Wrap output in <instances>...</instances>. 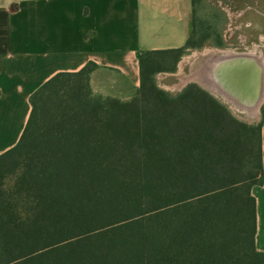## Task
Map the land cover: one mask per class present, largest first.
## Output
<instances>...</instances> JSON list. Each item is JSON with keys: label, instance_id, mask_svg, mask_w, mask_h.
Listing matches in <instances>:
<instances>
[{"label": "trees", "instance_id": "obj_1", "mask_svg": "<svg viewBox=\"0 0 264 264\" xmlns=\"http://www.w3.org/2000/svg\"><path fill=\"white\" fill-rule=\"evenodd\" d=\"M192 1L185 47L141 54L132 97L95 93L94 62L32 95L0 155V264H264L262 121L238 120L196 83L173 94L156 81L167 57L227 45L226 12Z\"/></svg>", "mask_w": 264, "mask_h": 264}, {"label": "crops", "instance_id": "obj_2", "mask_svg": "<svg viewBox=\"0 0 264 264\" xmlns=\"http://www.w3.org/2000/svg\"><path fill=\"white\" fill-rule=\"evenodd\" d=\"M192 16V0H0V155L17 145L32 95L56 74L94 62L93 91L128 99L141 85L140 55L185 47ZM262 151L264 169V115ZM252 193L264 253V180Z\"/></svg>", "mask_w": 264, "mask_h": 264}, {"label": "rangeland", "instance_id": "obj_3", "mask_svg": "<svg viewBox=\"0 0 264 264\" xmlns=\"http://www.w3.org/2000/svg\"><path fill=\"white\" fill-rule=\"evenodd\" d=\"M212 1L220 5L218 3L219 0ZM222 1H228L232 8L230 10L231 20L228 18V23L233 25L232 29L234 32L228 37L226 47L221 48L206 45L200 49H193L187 51L177 63L174 62L173 56L167 57L165 66L168 67V70L158 72L156 74V81L161 89L173 94L180 92L190 83H196L225 104L238 120L248 124L259 123L262 121L264 115V102L261 105L260 112L256 114L257 116L255 114L250 116L246 112L236 110L235 104L228 100L227 97L215 93L210 88L208 89L201 82L197 80L188 81V76L192 75L198 69H201L200 67L203 61L206 60L207 57L210 58L212 55L218 53V49L232 50L238 48V50H240L238 52L241 53H254L256 50L258 52H264V19L262 21H257V19L255 20V18L252 17V14L257 13V11L264 12V0ZM244 8H249L250 10L246 14L239 16V12Z\"/></svg>", "mask_w": 264, "mask_h": 264}, {"label": "bare ground", "instance_id": "obj_4", "mask_svg": "<svg viewBox=\"0 0 264 264\" xmlns=\"http://www.w3.org/2000/svg\"><path fill=\"white\" fill-rule=\"evenodd\" d=\"M218 53L212 55V57L210 58L207 57V59L204 60L201 64V69H198L192 75L188 76V81L197 80L208 89H212L215 93L227 97L228 100L235 104L234 106L236 110L246 112L250 116L253 114H258L260 112L261 105L264 102V52H258L256 50L254 53H241L238 51L235 52L233 50L218 49ZM238 61L243 65L245 64V66H248V64H254L256 66H259L258 68H260L259 71L261 72V76L258 89V98L257 100H253L254 102H251V104L250 101L245 102L244 100H240L242 102H239L233 97L227 95L224 91V89L228 91L231 89V87L228 85L229 78L231 77L230 68H236L235 64H237ZM231 64H233L234 66L231 67ZM237 70L239 73L243 74V76L246 75V69L243 70L241 68H238ZM255 71L256 68L254 70V73ZM238 98L240 99L241 97L238 96ZM243 102L247 104L244 105Z\"/></svg>", "mask_w": 264, "mask_h": 264}, {"label": "water", "instance_id": "obj_5", "mask_svg": "<svg viewBox=\"0 0 264 264\" xmlns=\"http://www.w3.org/2000/svg\"><path fill=\"white\" fill-rule=\"evenodd\" d=\"M235 62V61H234ZM247 65V64H246ZM234 65L231 64V67ZM235 67L230 68V75L228 85L231 87V89L228 91L224 89L225 93L229 95L230 97H233L235 100H238L239 102H242L240 100H244L245 102H254L253 100H257L258 98V89L260 85V76L261 72L259 71V66H256L254 64L248 66L243 65L242 63L235 64ZM241 68L243 70L246 69V75L243 76V74L238 72V68ZM256 68V71L254 73V70ZM238 96L241 98L239 99ZM244 103V102H243ZM247 103H244L246 105Z\"/></svg>", "mask_w": 264, "mask_h": 264}, {"label": "built area", "instance_id": "obj_6", "mask_svg": "<svg viewBox=\"0 0 264 264\" xmlns=\"http://www.w3.org/2000/svg\"><path fill=\"white\" fill-rule=\"evenodd\" d=\"M218 3L220 4L219 6H221V8L226 12V14H227V16H228V18L231 20V12H230V10L232 9L231 8V5H230V3L227 1V2H224V1H222V0H219L218 1ZM243 15V10H241L240 12H239V16H242ZM232 24L231 23H228L227 24V27H226V29H225V31H224V38H225V40L226 41H228V37H230L232 34H233V29H232ZM235 51L237 50V51H240V50H238V48H236V49H234Z\"/></svg>", "mask_w": 264, "mask_h": 264}, {"label": "flooded vegetation", "instance_id": "obj_7", "mask_svg": "<svg viewBox=\"0 0 264 264\" xmlns=\"http://www.w3.org/2000/svg\"><path fill=\"white\" fill-rule=\"evenodd\" d=\"M232 50H234V49H232ZM235 51V50H234ZM237 51V50H236Z\"/></svg>", "mask_w": 264, "mask_h": 264}]
</instances>
